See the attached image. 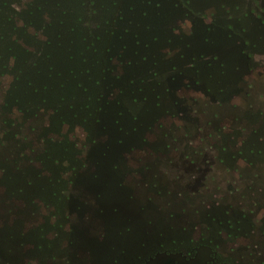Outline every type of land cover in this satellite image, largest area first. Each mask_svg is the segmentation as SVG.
<instances>
[{
    "label": "rangeland",
    "instance_id": "obj_1",
    "mask_svg": "<svg viewBox=\"0 0 264 264\" xmlns=\"http://www.w3.org/2000/svg\"><path fill=\"white\" fill-rule=\"evenodd\" d=\"M255 13L0 0V264H264Z\"/></svg>",
    "mask_w": 264,
    "mask_h": 264
},
{
    "label": "trees",
    "instance_id": "obj_2",
    "mask_svg": "<svg viewBox=\"0 0 264 264\" xmlns=\"http://www.w3.org/2000/svg\"><path fill=\"white\" fill-rule=\"evenodd\" d=\"M254 17L260 23L261 26L257 27V30H255L254 26L250 27V31L252 32V39L248 41H255L257 43H255V55H261L264 52V18L263 15H257V13H255ZM243 56H245V58L247 59L251 58L250 52H246ZM223 60L227 66H229V64L231 63L228 57L223 58ZM230 81L231 79L229 81L227 80V83H229Z\"/></svg>",
    "mask_w": 264,
    "mask_h": 264
}]
</instances>
